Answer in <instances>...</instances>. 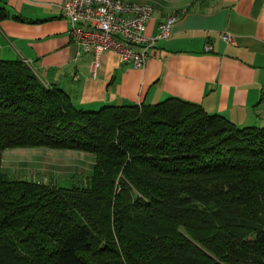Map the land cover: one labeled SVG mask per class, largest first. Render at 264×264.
Listing matches in <instances>:
<instances>
[{
	"label": "trees",
	"instance_id": "16d2710c",
	"mask_svg": "<svg viewBox=\"0 0 264 264\" xmlns=\"http://www.w3.org/2000/svg\"><path fill=\"white\" fill-rule=\"evenodd\" d=\"M19 148L95 162L57 186L5 173ZM0 264H264V127L174 97L85 110L0 60Z\"/></svg>",
	"mask_w": 264,
	"mask_h": 264
},
{
	"label": "crops",
	"instance_id": "0c3cea01",
	"mask_svg": "<svg viewBox=\"0 0 264 264\" xmlns=\"http://www.w3.org/2000/svg\"><path fill=\"white\" fill-rule=\"evenodd\" d=\"M64 1L0 0L11 15L0 21V60L25 61L85 110L174 97L239 127H264V0H122L154 7L145 29L150 37L176 16L172 33L155 41L142 68L105 50L95 74L93 54L69 35Z\"/></svg>",
	"mask_w": 264,
	"mask_h": 264
},
{
	"label": "built area",
	"instance_id": "2783aa9c",
	"mask_svg": "<svg viewBox=\"0 0 264 264\" xmlns=\"http://www.w3.org/2000/svg\"><path fill=\"white\" fill-rule=\"evenodd\" d=\"M65 17L70 23L69 35L84 53L93 54V72L99 65L102 52H115L121 62L142 68L147 61L149 48L156 40L168 38L176 16L168 17L159 25L155 37L146 34L154 7L140 2L122 0H65ZM230 41L231 35H223ZM207 50L212 47L207 45Z\"/></svg>",
	"mask_w": 264,
	"mask_h": 264
},
{
	"label": "rangeland",
	"instance_id": "374dc122",
	"mask_svg": "<svg viewBox=\"0 0 264 264\" xmlns=\"http://www.w3.org/2000/svg\"><path fill=\"white\" fill-rule=\"evenodd\" d=\"M94 162V155L75 150L20 148L3 153V170L9 176L65 187L82 184Z\"/></svg>",
	"mask_w": 264,
	"mask_h": 264
}]
</instances>
